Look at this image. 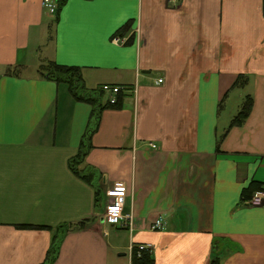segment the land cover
Wrapping results in <instances>:
<instances>
[{
    "label": "crops",
    "instance_id": "1",
    "mask_svg": "<svg viewBox=\"0 0 264 264\" xmlns=\"http://www.w3.org/2000/svg\"><path fill=\"white\" fill-rule=\"evenodd\" d=\"M42 1L0 0V264L54 247L51 264H132L138 246L153 264H264V201L242 196L264 188V0ZM47 63L121 90L84 156L92 108ZM116 185L130 219L111 227Z\"/></svg>",
    "mask_w": 264,
    "mask_h": 264
},
{
    "label": "trees",
    "instance_id": "2",
    "mask_svg": "<svg viewBox=\"0 0 264 264\" xmlns=\"http://www.w3.org/2000/svg\"><path fill=\"white\" fill-rule=\"evenodd\" d=\"M65 3L66 0H57L56 13L65 5ZM7 74H13V72L9 71ZM38 75L42 79L52 81L56 84L66 85L70 95L75 101L86 103L91 106L92 111L90 124L84 137L82 138L79 149L80 156H84L87 153V150L90 149V138L98 126L102 111L108 108L117 107L120 102V97H117V103L115 105H109L107 98L104 97L105 94L102 92L101 87L94 90H87L84 87L81 71L76 67H66L56 65L55 63H47L39 68ZM244 83H246V80L243 78V76H239L232 88L242 86ZM251 108V99L247 97L239 108L237 114L232 119L230 126L233 127L241 125L245 118H247V116L250 114ZM263 189L264 188H261L258 183L252 182L246 189L243 190L242 196H248L255 190L261 191ZM62 236L63 234H61L59 237L61 238ZM59 237H57V239ZM56 249L57 248L54 247L52 250H50L45 264H51L55 256ZM132 264H153V260L151 259L150 254L146 251L138 253L136 250H133ZM212 264H217V262L213 261Z\"/></svg>",
    "mask_w": 264,
    "mask_h": 264
},
{
    "label": "built area",
    "instance_id": "3",
    "mask_svg": "<svg viewBox=\"0 0 264 264\" xmlns=\"http://www.w3.org/2000/svg\"><path fill=\"white\" fill-rule=\"evenodd\" d=\"M42 8L47 11L50 15H55L57 11V4L54 0H43ZM118 41H114L117 43ZM159 83L161 81H158ZM101 90L104 94H108L107 102L109 105H115L117 103V96L120 94L121 90L118 87H112L108 85L101 86ZM152 149H156L154 145L150 146ZM105 198L107 200L104 206V212L102 215V222L111 227L121 226L126 224L130 219L128 216L124 215V203L126 199L125 189L121 185H116L110 190L105 192ZM264 201V190L256 192L248 205L251 207L259 206ZM151 230L153 231H163L164 225L161 220L156 221ZM149 246H138L137 252L141 253L144 251H150Z\"/></svg>",
    "mask_w": 264,
    "mask_h": 264
}]
</instances>
